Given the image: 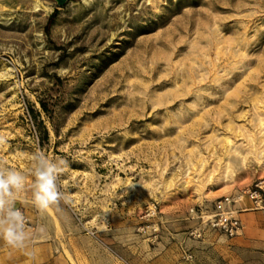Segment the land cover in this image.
Returning a JSON list of instances; mask_svg holds the SVG:
<instances>
[{
	"label": "rangeland",
	"instance_id": "374dc122",
	"mask_svg": "<svg viewBox=\"0 0 264 264\" xmlns=\"http://www.w3.org/2000/svg\"><path fill=\"white\" fill-rule=\"evenodd\" d=\"M37 151L67 162L46 210ZM0 166L63 264H230L205 220L264 208V0H0Z\"/></svg>",
	"mask_w": 264,
	"mask_h": 264
},
{
	"label": "clouds",
	"instance_id": "9594fccd",
	"mask_svg": "<svg viewBox=\"0 0 264 264\" xmlns=\"http://www.w3.org/2000/svg\"><path fill=\"white\" fill-rule=\"evenodd\" d=\"M66 166V161L53 159L44 151L33 154L31 203L34 206L46 210L61 200L67 202V195L58 186ZM25 182L26 177L21 172L0 166V241L18 250H27L32 241L25 216L17 207L18 196Z\"/></svg>",
	"mask_w": 264,
	"mask_h": 264
},
{
	"label": "crops",
	"instance_id": "0c3cea01",
	"mask_svg": "<svg viewBox=\"0 0 264 264\" xmlns=\"http://www.w3.org/2000/svg\"><path fill=\"white\" fill-rule=\"evenodd\" d=\"M236 216L241 228L232 236L230 264H264V208H240ZM225 236V235H224ZM236 251V252H235ZM234 254V257H233ZM0 264H63L56 258L51 247L29 245L27 250H18L0 241ZM171 264H188L177 259Z\"/></svg>",
	"mask_w": 264,
	"mask_h": 264
},
{
	"label": "built area",
	"instance_id": "2783aa9c",
	"mask_svg": "<svg viewBox=\"0 0 264 264\" xmlns=\"http://www.w3.org/2000/svg\"><path fill=\"white\" fill-rule=\"evenodd\" d=\"M246 192L251 198L255 199V202L259 203L261 207H264V179L258 180L254 183V186L248 188ZM237 199L238 197L234 196H224L218 199L214 203L213 213L205 220L207 225L225 236L232 237L236 235L241 228V223L236 216L235 208L233 207ZM25 220L27 221L26 217ZM193 234L200 236L201 232L199 228L195 229ZM184 255L186 259L192 257V255L187 252H185Z\"/></svg>",
	"mask_w": 264,
	"mask_h": 264
},
{
	"label": "trees",
	"instance_id": "16d2710c",
	"mask_svg": "<svg viewBox=\"0 0 264 264\" xmlns=\"http://www.w3.org/2000/svg\"><path fill=\"white\" fill-rule=\"evenodd\" d=\"M52 22V15L50 16L49 20H48V24H51Z\"/></svg>",
	"mask_w": 264,
	"mask_h": 264
}]
</instances>
